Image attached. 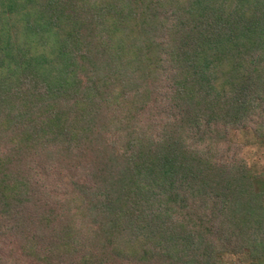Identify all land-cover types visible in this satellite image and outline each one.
<instances>
[{"label": "trees", "instance_id": "1", "mask_svg": "<svg viewBox=\"0 0 264 264\" xmlns=\"http://www.w3.org/2000/svg\"><path fill=\"white\" fill-rule=\"evenodd\" d=\"M226 256L264 264V0H0V264Z\"/></svg>", "mask_w": 264, "mask_h": 264}, {"label": "rangeland", "instance_id": "2", "mask_svg": "<svg viewBox=\"0 0 264 264\" xmlns=\"http://www.w3.org/2000/svg\"><path fill=\"white\" fill-rule=\"evenodd\" d=\"M224 264H252V263L244 256H226L224 258Z\"/></svg>", "mask_w": 264, "mask_h": 264}]
</instances>
